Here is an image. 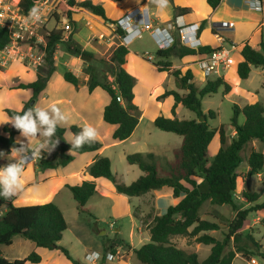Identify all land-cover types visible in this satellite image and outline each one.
<instances>
[{
    "label": "trees",
    "instance_id": "1",
    "mask_svg": "<svg viewBox=\"0 0 264 264\" xmlns=\"http://www.w3.org/2000/svg\"><path fill=\"white\" fill-rule=\"evenodd\" d=\"M35 1L37 0H21L22 13L28 14L34 7ZM110 1L122 3L127 0ZM207 3L215 10L221 0H207ZM73 8L85 10L105 23H111L114 26L117 24L108 17L104 5L95 3L93 0H65L62 11L71 16L74 13L71 11ZM174 11L177 15H191V10L188 8L174 6ZM76 14L77 12L74 13V15ZM56 18L61 22L57 16ZM69 20L74 26L76 25L72 17ZM44 31L46 41L44 60L48 65L47 75L38 74L36 81L20 86L22 89L31 90L33 97L20 111L6 110L12 120L17 114L22 115L23 111L32 107L31 102L35 101L45 90L49 76L55 71L54 57L59 44L64 41V30ZM74 32L75 27L66 42L67 52L77 58L83 54L92 57L90 62L92 75L88 90L91 93L95 89L101 88L108 94L110 101L104 110V122L116 126L112 135L113 142L125 141L132 136L141 117L139 108L133 104L135 79L124 69L129 51L127 47L117 46L112 51L113 62L110 59H98L73 41ZM112 32L118 36L124 34L121 28ZM9 43L8 31L0 28V51L4 50ZM213 51L214 49L208 46L201 47L198 51L186 48L182 46L180 39L176 38L170 48L157 52L156 55L161 60L154 65L160 72H166L171 69L172 59L175 57L184 58L197 54L205 56ZM240 55L242 61L237 66V72L241 80H247L252 68H264V40L261 41L258 48H253L249 44L243 45ZM172 75L177 88L184 93L167 91L160 97L161 99L170 96L174 98L171 110L173 117L160 116L156 118L154 125L163 132L182 137L183 141L175 154V160L162 166L157 163V158L153 153L127 155V162L130 165L138 166L143 172V175L130 185L117 180L112 172L111 161L107 157L96 159L90 168V175L94 179L110 180L114 183L119 194L129 198L142 197L152 191L168 187L173 190L174 197L180 199L178 204L169 207L164 215L149 213L141 218L144 227L150 233V241L139 249L133 250L141 264H234L237 254H241L247 260H251L255 256L264 260L263 245L252 234H242L249 215L253 212H264V201L259 203L263 195L257 192L243 191L241 197L252 205L246 210L237 207L235 196L239 180L242 178L238 173L244 161L241 153L247 145L254 141L259 142L262 149L259 151L253 149L246 158L248 172L244 178L264 173V107L260 102L246 104L244 107L235 105L230 124L235 135H228L223 125L217 129H211L208 117L215 119L216 113L209 111L205 114L202 110V100L216 94L221 88H223L224 95L230 94L232 91L230 84L224 78L219 77L209 80L203 88H199L194 84L190 71L183 74L180 70H175ZM110 77L113 78V82H110ZM64 79L74 86H78L80 83L72 72H65ZM118 97L124 101L123 104L118 102ZM179 105L195 113L197 119H178L176 109ZM241 115L244 116L243 124L239 123ZM201 117H204L205 121H202ZM67 131L74 135L79 133L80 129L76 126L69 129L57 127L54 138L63 139ZM3 133L4 136L0 135V148L7 154L15 144V137L20 132L14 126H6ZM217 135L221 148L210 165L208 148ZM36 137L42 138L43 136ZM52 143L51 140L49 145ZM19 147H23V150L27 152H32L25 146L20 145ZM102 147L103 144L98 140L80 148L72 147V144L63 145L62 154L56 165L66 166L72 161V156L65 155L67 151L71 150L77 154L94 153L100 151ZM38 165L45 170L56 167L53 161L46 159L45 152L42 153ZM70 190L78 212L92 215L87 203L97 193L95 181H84L77 186L70 187ZM206 202L212 206L231 207L235 212V217L228 224L227 231L222 233V238L214 235L221 231V223L200 216V210ZM7 205L9 206L8 210L3 212V208ZM260 224L264 228V216ZM67 229L68 223L63 212L52 202L15 206L0 197V264H40L42 262V257L35 251L24 259L9 260L4 257L1 247L12 246L16 237L31 241L38 249L49 251L60 249L73 264H83L75 260L67 249L61 247L60 243ZM174 237H185L193 243L210 246V255L204 261H200L195 251L179 248L173 242ZM124 244V241L120 239L109 240L106 249L113 252ZM127 248L130 249L131 246L127 245Z\"/></svg>",
    "mask_w": 264,
    "mask_h": 264
},
{
    "label": "crops",
    "instance_id": "2",
    "mask_svg": "<svg viewBox=\"0 0 264 264\" xmlns=\"http://www.w3.org/2000/svg\"><path fill=\"white\" fill-rule=\"evenodd\" d=\"M205 1L207 3V0ZM259 1L262 4L261 9H256L254 5L251 4L250 0H222L220 5L215 10L212 9L209 5V7H202L200 5H197L193 0H168L167 6L163 9L158 8L157 5L152 2V0H127L122 3H115L117 4L115 6L118 7L117 10L119 11V13L115 15L117 20H113L114 22H117L120 18H122L126 14L133 12L134 10H138L139 13L143 15L144 19H146L147 16L150 15V21L154 28L161 30V33L158 36H154V31L152 30L144 32V34L148 32L155 43L156 49L153 53H151V51L149 52L148 50L141 51L138 48H132V46H134V43L140 39L134 40L129 46H127L129 53L126 57V64L124 65V69L135 79L133 104L139 108L141 112V117L140 122L132 136L122 142H113L112 135L116 129V126L107 124L106 122H104L103 119L104 110L110 101L108 94L101 88H97L91 93L88 90L90 77L92 75V66L90 65V62L82 61L80 58L72 56L68 52H63L61 53L62 55H60V52L58 51V49H60L59 45L54 57L55 71L49 76L45 90L34 101V105L45 109H47L51 104L58 105L66 115L67 120L66 122L58 125L57 127L69 129L72 126H76L81 131L83 127L90 125L97 130L98 135L96 140L100 141L103 144V147L100 151L94 153L77 154L72 151H67L65 155H70L73 157V159L68 165L61 166L56 165L62 154L61 148L63 145L72 144L74 139V135L70 131L66 132L63 139H56L54 138V136L51 137L53 143L58 141L55 148L52 150L51 145H49L48 148H40V145L45 143V140L47 138L34 137L28 140L26 137L22 136L21 133H19L15 137V144L9 149V153L6 154L3 150L5 156L3 158H0L1 167L7 165L10 162H15L14 160H9L15 156V152L11 153V150L14 148L19 149L20 145L25 146L32 152H27L23 150L25 153L24 155H26L28 158V162L25 164L21 176V184L23 185V189L18 192L16 196L12 197V199L8 201L15 206H29L38 203L52 202L56 204L62 211L63 209L61 206L58 205V201L60 199L62 201V196H69L64 195V190L71 192L70 187L77 186L84 181H95L97 185V193L92 198L98 199L101 204L112 206V208H114L113 214H118L116 210L117 206L114 202L110 200V198H114L119 202L127 203L128 205H130L133 202L132 199H135V197L130 199L125 195L119 194L116 190L114 183L108 179H94L90 175V168L97 158L107 157L111 161L113 174L115 175L117 180L121 178V183L130 185L143 175V172L139 169L138 166L130 165L129 163V166L124 167V173H117L114 170V163L110 154H112L111 152L116 153L118 148H120L121 150H123V153H121L122 155L119 153V159L123 158L127 161V155L135 154L136 152H138L133 150L132 148L136 146L139 142H143V144L148 145L151 143L152 138H157L160 136V134L153 132L151 128L147 129L141 127L150 113L151 114L149 122L153 124L156 118L160 116H165L167 118L173 117L172 115H164L163 107L166 102L170 101V99L172 98L173 101L170 109L172 110V107L174 105V98L172 96L167 97L165 99L160 98L167 91H178L181 94L184 93V91L178 90L172 72L175 70H180L183 74H185L186 72L190 71L193 75L194 84L199 88H203L209 80H215L219 77H222L225 79V81H228L230 80L227 77L228 75L233 79L235 84H239L241 80L237 72V66L242 60L237 63L236 68H233L232 66L227 70H221L218 74L213 75L215 77L212 79V76L206 78L204 76V73L200 70L197 61L201 58L202 55L199 54H197L196 56H188L184 58L175 57L172 59L171 69L166 72H160L154 65V63L159 62L161 60L157 57V52L161 50V47L168 45V42L166 41L168 38L165 37V35L169 33L175 38H179L175 28L171 29L170 25L175 24V19L177 17H184V19L178 20L179 24L185 22L188 25H199L200 29L198 31V38L200 39L201 47L208 46L212 49H216L219 47H226V42H229V45L232 43L236 44L238 46L239 52L241 47L245 44H249L253 48H258L261 41L264 40V0ZM98 4L104 5L107 11L106 3ZM174 6L190 9L191 15H177L174 11ZM107 15L111 19V16L108 14V11ZM141 15L140 17H142ZM77 16L79 15L77 14ZM152 17L154 19H152ZM96 18L99 20L74 21L75 23L79 22L81 25L84 24L86 27H88L89 31L91 32V37L89 40H91L93 37H97L96 41L99 42L98 36L105 33L107 38L104 45H106L108 47L107 50H109L114 46V44L119 43V36L112 33V38H108V35L105 30L110 27V23H105L102 19L98 17ZM222 22L234 23L235 27L233 29L220 30L218 29V27ZM74 27L76 31V25ZM44 28L45 30L51 31L48 26ZM115 28L116 27L112 25L113 31H115ZM221 32H224V36H221L219 34ZM219 38H221L222 40L220 41ZM80 46L84 51L94 54L96 58H98V55L101 54V52L99 51V47L94 46L91 41H87L84 46ZM28 51L29 49L26 46H23L20 50H16L11 55H8L4 51H0L1 136H4V127L13 126V120L8 116L6 110L20 111L26 103L31 101L33 97V92L31 90L22 89L20 86L31 84L36 81L38 74L46 76L48 72V66L42 68L44 63L43 61L38 64H34L33 60H28L25 63L23 62V54L27 53ZM60 58H64L66 60L64 63V66H66V71H60L58 69V62ZM65 72L74 73L80 81L79 85L74 86L66 82L64 79ZM222 72H226L227 76H221ZM195 76H200L203 86H198L195 83ZM255 102L256 101L252 103ZM178 109L179 108L176 109V117ZM228 135L234 136L235 133L232 132ZM169 139L172 140L174 138L170 137ZM182 141L183 139L181 137V139L177 142L179 148L173 151H143L140 154L153 153L159 160L160 165H166L167 163L173 162L175 160V154L177 150L180 149ZM252 144L259 145V149L255 148L256 151L262 149V146L259 142L254 141ZM163 146H165V144H163ZM37 151L41 154L45 152L46 159L53 161L56 167L46 170L40 168L38 165L39 161L31 160L28 156L32 155L34 152ZM247 172L248 165L245 167V172L242 174L245 175ZM238 173L241 175V172H239V170ZM262 175L263 173L254 177L259 179V177L262 178ZM126 178H129L130 181H124ZM245 181L246 178H244V183ZM244 183L242 182V187L240 189L241 192L247 191L243 187ZM139 198L142 200H137L135 202L136 206H134L133 211H130V207H127L125 209V212H127L129 216L132 215L133 217H137L140 220L142 232L145 231L149 235L147 237L148 243L150 241V233L149 230L144 227L141 218L149 213H154L155 215L159 216L164 215L166 214L168 208L178 204L180 199L175 198L173 195V190L168 187L152 191ZM237 200H240V197L236 198V203H238ZM227 207L228 206H222L219 208ZM8 208V205L5 206L6 211L8 210ZM256 215L257 217L255 222L260 223L262 217L264 216V212H258ZM233 216H235L234 212H232L231 214V217ZM231 217L230 219L233 220L234 217L233 219ZM143 227L145 229H143ZM95 231H98L97 235L99 236H107L108 234L106 230L100 229L98 225H96ZM115 231L116 236L114 237V239L111 238V240H123L125 243V247L121 246L115 249V251L111 252L108 251L105 246V254L103 256V259L98 257L100 256L99 252H89L88 250H86L87 253L84 257L85 261L80 262L83 264H134L133 257H136V255L134 254L133 250L136 249V247L131 246L130 249L127 248L128 244L126 240L122 239L119 236L121 230L117 228L115 229ZM16 238L14 242L16 241ZM180 238L182 237L173 238V242H175L179 246V248L193 250L198 254V251L201 250V246H204L209 247L210 250L208 251L211 252L210 246L196 244L191 241H188V243L185 244V247L184 245L181 246ZM19 243L23 242L20 241ZM79 243L83 244L80 240ZM193 244H195L196 247H192ZM84 248L86 249L88 247L85 246ZM38 253L41 255L40 251H38ZM87 256H89V258H87ZM106 256L112 257L113 260H107ZM239 257L244 258L241 254H237L236 258L234 259V264ZM94 258L97 259L93 260ZM104 260H106V262L103 263ZM42 262L40 264H42Z\"/></svg>",
    "mask_w": 264,
    "mask_h": 264
},
{
    "label": "rangeland",
    "instance_id": "3",
    "mask_svg": "<svg viewBox=\"0 0 264 264\" xmlns=\"http://www.w3.org/2000/svg\"><path fill=\"white\" fill-rule=\"evenodd\" d=\"M77 1H85V0H77ZM95 3H106L108 14L111 16L112 20H117L115 15L119 13L117 10V4L112 3L110 0H93ZM197 5H200L202 7L208 6L205 0H193ZM65 5V0H49V9L46 11V14L42 17V20H44V27H47L51 30L53 29H62L64 26V21L69 20V18L72 17L73 20H99L89 12L85 10L80 9H71L72 12L79 15L77 16L71 15L68 16V13H63L62 6ZM209 7V6H208ZM56 16L59 18L61 22L58 21ZM152 19H154L152 17ZM87 22V21H86ZM92 23V22H91ZM110 27H108L105 32L108 35V38H112V24H109ZM76 31L73 33V41L77 43L78 45L84 46L87 41H91V43L94 46L99 47V51L101 54L98 55V59H105V60H111L112 51L117 46L114 45L111 49L107 50V46L104 45L106 38L104 40H97V37H93L91 40V32L89 31L88 27H86L84 24L81 25L79 22H76ZM105 35V33H103ZM221 36H224V32L219 33ZM71 36V33H64V41L60 43V49L58 51L61 53L66 52V42L68 40V37ZM106 36V35H105ZM45 37L43 45H45ZM227 44V45H226ZM226 47H229V42H226ZM134 49L139 50H148L151 53L154 52L155 43L153 39L151 38L150 34L147 32L143 34V38L140 40H137L134 43V46H132ZM232 57L236 61V64L233 66V68H236L237 63L242 60V57L240 55L239 51H235L232 54ZM64 58H60L58 62V69L60 71H66V66H64L65 63ZM86 61V60H82ZM48 66L45 62L43 63L42 68H45ZM221 76H227L226 72H222ZM215 76H212L213 79ZM230 80L227 82L230 84V86L233 88V91L228 94L224 95L223 88H221L216 94L205 97L202 100V110L207 114L209 111H213L216 113L215 119H210L208 117V123L211 127V129H217L220 126H224L227 133L231 134L232 132L235 133V131L230 126L231 124V118L233 117V110L234 106H240L243 107L248 103H252L254 101L260 102L264 107V69L261 67L258 68H252V73L250 77L247 80H240L239 84H235L233 79L228 75L227 76ZM196 81L195 83L198 86H203L200 76H195ZM210 78V79H211ZM110 82H113V78H109ZM179 90V89H178ZM173 99L171 98L170 101H167L166 104L163 107V113L166 116H171V105H172ZM177 111V117L179 119L184 120H194L197 119L195 113L191 112L190 110L186 109L183 106H179ZM151 114V113H150ZM149 116L145 119L144 123L142 124L141 128H151L153 132H156L160 134L157 138H152L150 144H143V142H139L136 146H134L132 149L136 152L135 154H140L143 151H166L170 150L173 151L175 149H178V140L181 139L180 136L173 134V133H166L163 131H160L155 127L153 123L149 122ZM202 120V119H201ZM204 121V120H202ZM239 123H244V116L241 115L239 118ZM166 137V138H165ZM170 137H173L174 139H169ZM165 144V146H163ZM221 148V144L219 141V136H216L215 139L212 141L211 145L208 148V157H209V164L211 165L215 159L216 154L218 153L219 149ZM259 149V145L256 144H250L245 147V149L242 151L241 155L244 159V162L240 166L239 172H241L242 179L239 180V186L238 190L235 193V196L240 197V200H237L238 203L237 207L241 210H246L247 208H250L251 206L248 205L247 201L241 197V187L242 182L244 183V176L242 173L245 172L246 165V158L249 156L250 152L253 149ZM1 150V149H0ZM178 151V150H177ZM110 154L112 161L114 163V170L117 173H124V167L129 166L128 162L121 158L119 159L118 155L119 153H123V150L118 148L116 153L111 152ZM177 153V152H176ZM122 155V154H121ZM157 163L160 165L159 160L157 159ZM162 166H165L163 164ZM119 181L121 180L118 179ZM124 181L129 182V178H126ZM121 182V181H120ZM128 185V184H126ZM245 190L248 192H257L261 193L262 199L259 202L264 201V173L262 175V178L259 177H251L246 178V181L243 185ZM64 195H69L68 197L62 196L61 199L58 201V205L62 207V212L64 213L66 217V221L68 223L69 229L64 233L63 240L61 242V247L67 249L70 253V255L78 261H85L84 257L87 253L86 250L90 251H97L100 253V258L103 259L105 254V246L107 245L108 241L111 240V238L114 239L116 236L115 229H120L121 233L119 236L122 239H125L127 244L133 247H136V249H139L144 244L147 243V237L149 236L148 233L145 231L142 232L141 230V224L140 220L137 217H133L132 215L129 216L127 212H125V209L127 207H130V211H133L134 206H136V201H140L139 197H135V199H132L133 202L128 205L127 203L119 202L118 200L114 198H110L112 202H114L117 206L116 210L118 214H113L114 208L112 206H107L104 204H101L98 199L91 198L89 200V203L87 204V207L89 208L92 215H89L87 213H79L76 210V203L73 200L72 193L64 190ZM236 197V198H237ZM143 207V206H142ZM143 209V208H142ZM3 212H6L5 207L3 208ZM232 212L234 210L230 207L227 208H219L217 206H212L209 202H206L203 207L200 210V216L203 218H206L210 221L221 223V231L214 233V235L218 238H222V233L227 231L228 224L232 221L230 219ZM235 213V212H234ZM258 213V212H257ZM257 213L253 212L249 215L248 221L246 223L245 229L242 232L243 235L250 233L252 234L257 241H259L264 246V228L261 226L260 223H256V217ZM235 217V216H233ZM233 217H231L233 219ZM96 225L99 226L100 229L106 230L108 232L107 236H99L97 235V232L95 231ZM252 227V228H251ZM143 229H145L143 227ZM79 240L82 241L83 244L79 243ZM23 243H19V242ZM188 241H191L187 238H180V245L185 247V244L188 243ZM125 245V244H124ZM123 245V246H124ZM87 246L88 248H84ZM125 247V246H124ZM192 247H196L195 244L192 245ZM1 251L4 257L7 259H24L27 256H29L32 252L40 251L43 262L42 264H73L71 261H69L63 254V252L60 249H56L54 251H49L47 249H38L34 243L31 241L25 240L21 237L16 238V241L13 243L12 246L6 247L2 246ZM128 250V249H127ZM210 250L209 247L201 246V250L198 251L199 260L204 261L207 256L209 255L208 251ZM39 254V253H38ZM40 255V254H39ZM40 255V256H41ZM107 260H113L112 257H107ZM257 261L258 264H264V260L261 257L255 256L253 257ZM134 264H141L136 257H133ZM87 262V261H86ZM106 262V260L103 261V263ZM235 264H249L247 260H245L242 257H239Z\"/></svg>",
    "mask_w": 264,
    "mask_h": 264
},
{
    "label": "built area",
    "instance_id": "4",
    "mask_svg": "<svg viewBox=\"0 0 264 264\" xmlns=\"http://www.w3.org/2000/svg\"><path fill=\"white\" fill-rule=\"evenodd\" d=\"M20 2L21 0H0V28L8 31L10 39V43L2 51L11 55L16 50H20L23 46H26L29 51L23 54L22 60L24 63L28 60H33L34 64H38L42 61L45 62V54L40 46H43L45 32L43 26L44 20H42V17L49 9V0H37L34 3V7H37L40 10V20L31 18L29 15L30 12L28 14L22 13ZM250 2L256 9H261L262 4L259 0H250ZM140 15L141 14L138 10H134L116 22L117 24L115 27L121 28L124 31V34L119 36V43L114 45L127 47L134 40L141 39L144 32L148 30L154 31V36H158L161 33L160 29H155L152 25L150 15H148L146 19L143 18V15L140 17ZM181 19H184V17H177L175 19V24L170 25V28H175L182 46L198 51L201 47V42L198 38L200 26L196 24L188 25L185 22L179 24L178 20ZM234 27V23L222 22L218 29H233ZM62 29L64 30V33L70 34L72 33L74 26L70 21L66 20L64 21ZM165 37L168 38L166 40L168 45L161 47V50L170 48L176 39L169 33L165 35ZM105 38L106 36L104 34L98 36L99 40H104ZM219 40L221 41L222 39L219 38ZM235 51H238V46L234 43L230 44L229 47L216 48L211 54L201 56V58L198 59L197 64L200 70L204 73V76L209 78L218 74L221 70H227L236 64V61L232 57V54ZM117 100L121 104L124 103L120 97H118ZM38 153L39 154L36 156H28L31 160L39 161L42 158V154L40 152ZM87 258H89V256H87ZM96 259L97 258H94L93 260ZM248 263L258 264L253 258L248 260Z\"/></svg>",
    "mask_w": 264,
    "mask_h": 264
},
{
    "label": "clouds",
    "instance_id": "5",
    "mask_svg": "<svg viewBox=\"0 0 264 264\" xmlns=\"http://www.w3.org/2000/svg\"><path fill=\"white\" fill-rule=\"evenodd\" d=\"M152 2L155 3L158 8L163 9L167 6L168 0H152ZM29 15L35 20L41 19L40 10L37 7H33ZM66 120V115L56 104L49 105L47 109L33 105L23 111L22 115L17 114L12 124L21 135L28 140L38 135L47 138L45 143L40 145V148H48L51 137L54 136L57 126L66 122ZM97 135L98 132L94 127L90 125L85 126L79 133L74 134L72 147L80 148L85 144L95 142ZM57 143L58 141L51 144V150L55 148ZM12 152H15V156L9 160H14L15 162H10L0 167V197L6 200H11L12 197L16 196L18 192L23 189L21 176L24 166L28 162L27 156L24 155L23 147L19 149L14 148L11 150V153ZM38 154L37 151L34 152L32 156ZM4 156V153H0V158Z\"/></svg>",
    "mask_w": 264,
    "mask_h": 264
},
{
    "label": "water",
    "instance_id": "6",
    "mask_svg": "<svg viewBox=\"0 0 264 264\" xmlns=\"http://www.w3.org/2000/svg\"><path fill=\"white\" fill-rule=\"evenodd\" d=\"M115 30H117V27L115 28ZM40 48H41L42 51H44V49H45L44 46H40ZM80 59L81 60H86L88 62H91L92 61V57L91 56H88V55H85V54L81 55ZM113 61H114V58L112 59V62ZM33 105H34V101L31 102V106H33ZM201 119L205 121V118L204 117H201ZM0 153H3V149L0 150Z\"/></svg>",
    "mask_w": 264,
    "mask_h": 264
}]
</instances>
